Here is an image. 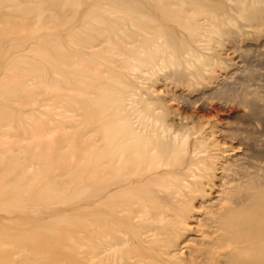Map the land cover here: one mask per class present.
Instances as JSON below:
<instances>
[{"label":"rangeland","instance_id":"rangeland-1","mask_svg":"<svg viewBox=\"0 0 264 264\" xmlns=\"http://www.w3.org/2000/svg\"><path fill=\"white\" fill-rule=\"evenodd\" d=\"M91 1L0 0V222L20 221L13 232L27 243L39 238L57 244L62 239L86 243L96 216L93 210H99L101 222L112 219L103 213L108 208L104 196L95 201L90 195L93 178L82 152L89 145L90 129L77 127L82 111L75 109L78 99L102 98L108 92L100 88L105 83L125 90L119 92V97L127 94L120 98L121 105L132 99L141 118L149 115L159 120L157 143L167 136V146L179 148L177 156L189 159L185 168L213 164L206 191L216 190L226 162L234 169L247 167L251 181L264 179V0H186L178 5H174L177 0H165L163 14L167 9H184L169 13L183 26L170 25L160 17L161 38L146 35L135 53L113 55L132 64L130 68L86 55L104 50L103 46L84 49L69 40L79 33L77 20ZM66 19L70 20L65 24ZM76 49L83 52L74 60ZM63 50L70 55L69 66L60 63ZM90 59L115 73L100 72ZM94 73L99 81L111 75L113 80L104 79L92 88L93 94L84 93L83 83ZM213 107L225 114L216 115ZM193 119L202 125L200 132ZM168 126H186L188 132L184 137L185 131L173 132ZM195 146L198 150L193 152ZM251 186L250 190H257L255 184ZM117 195L109 193L110 198ZM178 198L184 203L172 201L174 214L181 219L180 210L184 211L188 222L182 225L184 235L194 236L195 229L188 228L204 216L202 203L210 196ZM115 203L108 210L114 211ZM117 210V217L129 224L123 227L144 232L130 211ZM126 249L127 244L116 248ZM174 256L181 255L173 246L169 257Z\"/></svg>","mask_w":264,"mask_h":264},{"label":"bare ground","instance_id":"bare-ground-1","mask_svg":"<svg viewBox=\"0 0 264 264\" xmlns=\"http://www.w3.org/2000/svg\"><path fill=\"white\" fill-rule=\"evenodd\" d=\"M185 1L177 0L174 5ZM165 4V0H92V6L77 20L76 31L79 30V33H74L69 40L84 49L103 46L102 51H89L86 54L89 57H98L106 64L117 62L125 68H130L129 65L133 67L126 60H116L113 55L135 53L137 45L146 35L161 38L163 34L158 29L162 24H157L160 17L167 23L181 26L182 22L178 19H170L169 13L173 10L167 9L163 14ZM179 11L184 9L179 7L172 13ZM126 45L131 46L124 48ZM154 45L158 47V43ZM64 51L60 55V63L69 66L70 55ZM74 52L71 58L75 60L79 57L78 52L83 50L76 49ZM90 60L97 64L100 72L115 73L106 64ZM134 60H140V56ZM61 70L63 77L65 71ZM88 77L89 81L84 82L81 88L87 94L94 92L93 89L96 85L100 86L102 80H113L111 75L99 81L97 73ZM104 85L106 83L100 88L108 92H103L102 98L78 99L75 109L82 111L77 127L90 129L86 133L89 145L82 150L86 153V169L93 178L90 195L95 197V201L104 196L108 208L116 201L114 211L107 208L103 212L112 219L108 221L105 218L101 222L97 217L99 210L95 209L93 213L96 216L92 219L86 243L78 239H62L59 244L48 238L27 243L13 232L20 221L0 222V264H264V179L251 181V171L247 167L234 169L225 166L226 162L224 166L222 164L226 173L222 174L214 194L206 191L204 186L212 182L213 164H205L204 169L185 168L189 159L177 156L179 148L167 146V136H164L166 141L157 143L160 138L159 128L156 127L159 120L149 115L141 118V111L133 107L132 99H128L130 103L125 107L121 105L120 98H125L127 94L124 95L125 90L119 84L113 87ZM122 91L124 93L119 97ZM211 110L216 115L225 114L219 107ZM192 121L196 122L195 127L200 132L202 125L195 119ZM167 128L182 132L186 126ZM187 132H184V137ZM175 134L178 137V133ZM85 137L83 135L82 140ZM197 150L195 146L193 152ZM197 170L203 171V175ZM251 184H255L256 191L250 190L253 188ZM110 192L118 195L110 198ZM205 193L210 198L202 203L204 216L200 215L196 225L188 228L195 229V235H184L186 228L182 225L187 216L183 210H180L182 220L176 216V204L172 201L184 203L178 196H190L193 200ZM117 208L118 212L130 211L131 216L137 219V226L144 232H130L123 227L129 224L126 218L117 217ZM207 213L211 215L207 216ZM112 220H119L120 224ZM125 244L128 249L116 250ZM173 246L181 256L169 257Z\"/></svg>","mask_w":264,"mask_h":264}]
</instances>
